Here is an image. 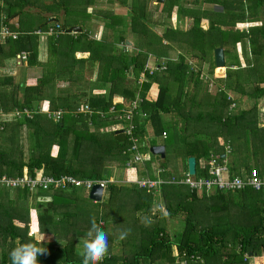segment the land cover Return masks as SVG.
<instances>
[{
    "label": "trees",
    "instance_id": "16d2710c",
    "mask_svg": "<svg viewBox=\"0 0 264 264\" xmlns=\"http://www.w3.org/2000/svg\"><path fill=\"white\" fill-rule=\"evenodd\" d=\"M150 3L0 0V27L15 29L18 23L19 30H30V26V31L45 30L51 19H45V14H54L63 28L62 34L48 37L43 63L37 59L36 36L22 35L0 44V65L26 51L28 66L41 69V76L31 82L0 77L1 112L20 113L0 122V178L34 177L41 172L52 178L102 181L115 174L114 181L105 185L104 208L75 187L34 195L27 189L13 194L0 187L1 264H11V249L30 240L47 249L39 257L40 264H81L79 236L87 233L93 218L109 234L101 264H248L249 253L264 257L262 192L248 186L206 195L190 192L187 186L163 184V213L155 206L154 190L130 183L153 178L150 165L159 156L152 155L149 147L164 146L166 153V141L171 138L177 143L173 153L181 160L183 173L192 157L196 177L210 178L205 164L217 157L225 162L230 178H244L255 169L264 179V0H164L156 5L167 22L161 34L148 25ZM94 6L99 8L87 13ZM114 6L126 12L116 15ZM174 11L179 24L190 21L188 29L172 27ZM91 20L102 22L109 36L91 37L87 27ZM237 24L251 26L238 30ZM74 26L81 32L67 34ZM128 36H132L133 51L125 52L123 47L118 52V42L124 45ZM238 45L242 53L237 52ZM216 48L223 50L222 76L214 74ZM77 52L89 56L76 59ZM150 55L164 60L153 73L145 69ZM189 59L198 62L191 65ZM203 63L208 64L209 75L204 80L200 77ZM94 72L90 80L88 74ZM143 72L146 81L139 86ZM152 88L156 89L154 98L148 96ZM115 95L124 102L110 113ZM136 97L141 103L133 117L132 138L151 159L143 166L126 168L132 155L131 138L125 132L105 131L111 124L100 118L118 115L123 124V110ZM242 101L246 108L239 107ZM82 105L88 106L90 114L76 113ZM58 111L62 113L59 118L53 116ZM159 169L164 171L163 179L169 172L165 157ZM36 196L47 200L36 203ZM168 215L180 218L182 228L168 230ZM113 216L117 222H112ZM29 232L42 235V241L29 237ZM121 233L126 234L124 239Z\"/></svg>",
    "mask_w": 264,
    "mask_h": 264
},
{
    "label": "built area",
    "instance_id": "2783aa9c",
    "mask_svg": "<svg viewBox=\"0 0 264 264\" xmlns=\"http://www.w3.org/2000/svg\"><path fill=\"white\" fill-rule=\"evenodd\" d=\"M51 24L46 27L45 30H37L35 34L37 35H46L47 37L52 35H60L63 33V28L61 24L51 19ZM16 28H10L8 25H2L0 27V43H4L7 40H17L20 36L25 35L26 32L19 30L18 24L15 25ZM28 53L22 51L15 56V64L20 66L24 65L27 62ZM145 67L146 70L152 72L156 71L157 67ZM146 81L145 73H141L138 80L137 85L142 86ZM141 103V99L136 97L133 101L129 102L123 110V120L125 122L120 125V129L125 132V134L131 138L133 144L130 147V151L132 152L131 158L126 162V168H131L134 165L141 164L144 161V155H142L138 149L136 141L132 138V132L134 130L133 126V117L137 114V109L139 104ZM115 104L109 108V112L113 113L115 111ZM235 104H232L230 108H234ZM77 114H90V109L88 106L83 105L80 106L76 110ZM13 116H19L20 113L15 112L12 113ZM62 113L60 111L53 114V116L59 118ZM12 116V117H13ZM103 118V116L101 115ZM166 134L163 133L162 137L165 138ZM206 167L208 169V174L210 178H202L196 177L195 175H189L187 172L182 175L171 177L170 179H160V180H152L149 178L137 179L133 183L137 185L140 189H148V190H158V187L163 184H175V185H183L187 186L190 192H195L198 194L205 193L206 195H210L213 190L219 191H238L244 189L245 187L250 186L255 190H264V180L261 179L255 169L251 170L250 175H246L244 178L233 177L230 178L229 170L226 167L225 162L220 163L218 158H211L206 162ZM102 184L105 188V184L103 182H97L92 180H78L71 176H63L59 178H52L49 176L43 175L41 172H37L34 177H30L24 175L22 177L16 178H0V185L7 189H27L30 193L37 194L39 191H49L50 189H64L68 187H75L78 189H82L85 192L89 193L92 189L93 185Z\"/></svg>",
    "mask_w": 264,
    "mask_h": 264
},
{
    "label": "crops",
    "instance_id": "0c3cea01",
    "mask_svg": "<svg viewBox=\"0 0 264 264\" xmlns=\"http://www.w3.org/2000/svg\"><path fill=\"white\" fill-rule=\"evenodd\" d=\"M164 0H162V1H157V0H151V2L152 3H150L151 4V7L152 8H150V10H149V13H148V19H149V21H151L150 23L152 24V30L154 31V32H156V33H158L157 31H156V29H158V28H161V29H164V15L162 14V13H160V11H158L159 9L157 8V4H162V2H163ZM154 3V4H153ZM150 7V6H149ZM95 8H99L98 6H94V7H88L87 8V13H91L92 11H93V9H95ZM113 9V10H112ZM111 10H112V12L113 13H115L116 15H119V14H121V13H125L126 11H120L117 7H113ZM152 10L154 11V13L155 14H160L159 16H156V15H154L153 14V12H152ZM32 11H34V12H37L36 10H32ZM45 19H47L48 20V18H56L55 16L56 15H54V14H45ZM51 19L50 20H48V24L46 25V26H48V25H50L52 22H51ZM54 21H56V22H58L59 24H61V26H62V20L58 17V19L57 20H55L54 19ZM171 22H172V24H176V22H177V20H176V14H175V11L173 12V14H172V17H171ZM18 24V23H17ZM88 26L87 27H89L90 28V35H91V37H93L95 40H98V39H100V37L101 36H109L108 34H107V29H106V27H104V24L102 23V22H99L98 20L96 21V20H91V22L90 23H88L87 24ZM74 27H77V26H74ZM80 28V27H79ZM150 28V29H151ZM30 30L32 29L31 28V26H30V28H29ZM70 29V28H69ZM30 30H25L24 31V29L23 30H21V31H24V32H26V34L25 35H33V36H36L38 39H37V48H36V50H37V59H38V61L39 62H45L46 61V59H47V54H48V52H47V50H48V42H47V40H48V37L46 36V35H37V34H35V32L37 31V30H42V29H36V30H32V31H30ZM68 30V29H67ZM75 34V33H74ZM159 34V33H158ZM24 35V36H25ZM128 40H127V42H125V44L123 45V43H119L118 42V52L120 51V49H122L123 47H126L127 46V48L125 49L124 48V51L125 52H132V50L134 49L133 48V45H132V41L130 40V38H127ZM0 44H4V43H0ZM129 47L130 48H132V50H129ZM26 52V51H25ZM75 58L76 59H87L88 58V56H89V53H86V52H77V53H75ZM1 58H3V55L1 56L0 55V59ZM3 62V64L2 65H0V77H8V76H11V77H13V79L15 80V82L16 83H24V82H31V81H33V80H35V79H38L40 76H41V69L39 68V67H37V66H33V67H30V66H28V64L27 63H25L24 65H20V66H18V65H16L15 64V59L13 60V61H11V62H8L7 63V60H4V61H2ZM159 63H163L164 64V60H157V59H155V66L157 65V64H159ZM95 78V72H94V74H92V75H90V80H93ZM104 91L102 90V91H100V93H103ZM124 101H123V98L121 97V96H118V95H115V96H113V99H112V106L115 104V105H117V104H122ZM127 104V103H126ZM43 106H44V109L46 108V110H47V107H48V103L47 102H44L43 103ZM83 106V105H82ZM111 106V107H112ZM13 116V114L12 113H10V114H5V113H3V112H1V110H0V122H7V121H10V119H11V117ZM111 118H100V120H105V122H106V120H107V122L108 123H110L111 125H109V126H107L106 128H104L105 129V131H113V130H117V131H120V130H122V129H119L120 128V125L122 124V121H121V119H120V117L118 116V115H115V116H110ZM104 122V121H103ZM147 131H148V128H147ZM149 134H148V136H150V133H151V129L149 130V132H148ZM158 146V145H157ZM151 147H149V149H150ZM141 153V152H140ZM146 160H144L143 162H145ZM179 162H180V160H179ZM181 163V162H180ZM140 165H142V163L140 164ZM180 170V169H179ZM160 174L162 173V170L161 169H159V167H158V170H157ZM113 175L115 176V174L113 173ZM111 176V178H109V179H107V180H102V181H97V182H103L105 185L107 184V183H110V182H113L114 181V176ZM2 177H7V178H13V177H9V176H6V175H3ZM162 178V177H161ZM263 179V178H262ZM152 180H155V179H152ZM264 180V179H263ZM92 181H94V180H92ZM131 184H134L133 182H130ZM0 187L1 188H4V189H6V190H8L9 192H11V193H13V194H15V191H18L19 189H7V188H5V187H3V186H1L0 185ZM155 191V190H154ZM217 191H219V190H213V192L211 193V194H213V193H215V192H217ZM238 191H240V190H238ZM255 191H260V192H262L263 193V195H264V190H255ZM155 192H158V190L157 191H155ZM157 194V193H156ZM34 195V194H33ZM104 195H105V188H104V190H103V197H104ZM37 197V196H36ZM103 197H102V199H103ZM38 199H40L39 200V202H44V201H46L47 199L46 198H42V197H39ZM98 203H100V202H98ZM158 205H160L161 206V204H158ZM161 210H162V208H160ZM173 219V218H172ZM173 220H178V219H173ZM177 223V222H176ZM177 224H180V220H179V223H177ZM179 229V228H178ZM178 231V230H177ZM28 236L29 237H34V238H37L38 239V242L40 243L41 241H42V239H43V237H42V235H37V234H35V233H33V232H29V234H28ZM15 244H17V241L15 242ZM248 256V255H247ZM248 258H251L252 260H249V262H248V264H264V257H249L248 256ZM0 264H1V261H0Z\"/></svg>",
    "mask_w": 264,
    "mask_h": 264
},
{
    "label": "rangeland",
    "instance_id": "374dc122",
    "mask_svg": "<svg viewBox=\"0 0 264 264\" xmlns=\"http://www.w3.org/2000/svg\"><path fill=\"white\" fill-rule=\"evenodd\" d=\"M145 0H140V2H144ZM148 1H150V0H148ZM152 3V2H151ZM154 4V3H153ZM203 7H205V8H211V7H207V6H205V5H203ZM150 8H152L151 7V4H150V7H149V10H150ZM216 10H219L218 8H215ZM137 10H138V7H137ZM152 12H153V14L154 15H156V16H159L160 14H155L154 13V11L152 10ZM165 18V17H164ZM165 24L167 25V22L165 21V19H164V27H165ZM201 24H202V26H203V28H206L207 26H208V24H207V21H205V20H203L202 22H201ZM148 25H149V27L151 28L152 27V24L150 23V22H148ZM177 26H179V27H181V29L182 30H186V29H188L189 28V26H190V21H186V22H182L181 24H179L178 22H176V24L174 25H172V27H177ZM251 25L250 24H237L236 25V29H238V30H245V29H247L248 27H250ZM165 29V28H164ZM156 31L159 33V34H161L162 33V31H163V29H161V28H158V29H156ZM128 38H130V40H132V36H128ZM164 44H165V42H164ZM125 49L127 48V46L126 47H124ZM129 50H132V48H130L129 47ZM133 51V50H132ZM237 52L238 53H242L243 51H242V47L240 46V45H238V47H237ZM190 60V63H191V65H194V64H196L198 61L197 60H195V59H189ZM43 63V62H42ZM146 66L147 67H151V66H155V57L153 56V55H150L149 57H148V60H147V63H146ZM224 71H225V68L224 69H222V70H220L219 68L217 69V68H215V70H214V74L216 75V76H222V75H224ZM154 71H152V73H153ZM88 76H90V74H88ZM200 77L204 80V78H209V75H208V64L207 63H203L202 64V67H201V75H200ZM90 78V77H89ZM129 78L131 79L130 80V83H133L134 81H135V78H134V75L133 74H130L129 75ZM149 97H151V98H154L155 96H156V89L155 88H152L151 90H150V92H149V95H148ZM239 107L241 108V107H245L246 108V102L245 101H242V102H240L239 103ZM258 108H259V115H260V118L263 116V108H262V103H259V105H258ZM106 122H107V120H106ZM149 130H150V128L148 127V131H147V134H149L148 132H149ZM166 153H165V162H166V164L168 165V167H169V172L168 173H166V175L164 176V178L163 179H170L171 177H176V176H179V175H182L183 174V171H182V163H180L181 162V160H180V162H179V159H177L176 158V156H175V154L173 153L174 152V149L176 148V146H177V143H174V140H172V138L171 139H169L168 141H166ZM141 154L142 155H144V160H150L151 159V156L147 153V152H145V153H142L141 152ZM159 158V159H158ZM161 160H162V162L164 163V159H161L160 157H153L152 158V162H151V165H150V168H151V175H152V177L153 178H151V179H155V180H160V176H161V174L157 171L158 170V167H159V165H160V163H161ZM145 161V162H146ZM143 164H144V162H142V165H139V166H143ZM146 164V163H145ZM142 168V167H141ZM180 169V170H179ZM162 173H164V171L162 172ZM163 175V174H162ZM145 177H141V178H139V179H144ZM126 187H127V185H125ZM160 188H162L161 186H159L158 187V192H156L157 193V195H156V197H157V199L155 200V206H157L158 207V209L159 208H162V212L164 213V210H165V208L163 207V205H162V203H164V200L163 199H161V195H160ZM144 190H148V189H144ZM151 191V190H150ZM145 192V191H144ZM154 192V191H153ZM38 194V193H37ZM39 197H36V198H34V201L36 202V203H38L39 202V200L40 199H38ZM103 198H105V195H104V197ZM103 200L104 199H102V201L100 202V208H104L105 206H106V204H104L105 203V201L103 202ZM116 200V199H115ZM158 204H161V206L160 205H158ZM129 210H130V208H128V212H129ZM107 210H105L104 211V216L103 217H105L106 218V215H105V212H106ZM166 211V210H165ZM130 212H131V214H133V212H132V210H130ZM100 213H103V210H101L100 211ZM165 214L167 215V213L165 212ZM134 215H137V213H135ZM139 216L140 217H142V214H139ZM168 218H169V215L167 216ZM176 219H178V220H173L172 218H169V219H167L168 221H167V224H166V227H167V229L169 230V228L170 229H172V227L174 228V229H178L177 227H179L180 229L182 228V224H177V223H179V219L180 218H176ZM193 219H196V218H194L193 217ZM133 220V219H132ZM118 221V218L116 217V216H113L112 217V222H117ZM177 222V223H176ZM182 222V221H181ZM107 224V223H106ZM117 225H119V229H120V226H121V230H123V226H122V224L121 223H116ZM121 224V225H120ZM179 225V226H178ZM106 227H108L107 225H105ZM105 228V227H104ZM106 229V228H105ZM104 229V230H105ZM86 237V234H84V233H81L80 234V236H79V241H78V246H77V250H82V246H83V239ZM81 240V241H80ZM81 242V243H80ZM248 257V256H247ZM249 260H252L251 258H249Z\"/></svg>",
    "mask_w": 264,
    "mask_h": 264
},
{
    "label": "clouds",
    "instance_id": "9594fccd",
    "mask_svg": "<svg viewBox=\"0 0 264 264\" xmlns=\"http://www.w3.org/2000/svg\"><path fill=\"white\" fill-rule=\"evenodd\" d=\"M90 228L83 239L82 250L79 255L81 264H101L108 252V233L103 229L102 222L97 223L93 218ZM121 233L120 239L125 238ZM47 249L31 240L11 249L9 253L11 264H40L39 257L46 254Z\"/></svg>",
    "mask_w": 264,
    "mask_h": 264
},
{
    "label": "water",
    "instance_id": "95a60500",
    "mask_svg": "<svg viewBox=\"0 0 264 264\" xmlns=\"http://www.w3.org/2000/svg\"><path fill=\"white\" fill-rule=\"evenodd\" d=\"M157 1H162V0H157ZM80 32H81V28H79V27H72V28L66 30L67 34L80 33ZM213 56H214L215 68L224 69L225 68V61H224L223 50L221 48L214 49ZM118 132H123V131L120 130ZM149 152L154 156H159L161 159H164V157H165L164 146H161V145L151 147L149 149ZM195 165H196L195 159L192 157L188 158V160H187V173L189 175H195V172H196ZM103 190H104V186L102 184L93 185L92 189L88 193L89 200L96 202V203L101 202L102 197H103ZM248 256L251 257L252 254L249 253Z\"/></svg>",
    "mask_w": 264,
    "mask_h": 264
},
{
    "label": "bare ground",
    "instance_id": "6f19581e",
    "mask_svg": "<svg viewBox=\"0 0 264 264\" xmlns=\"http://www.w3.org/2000/svg\"><path fill=\"white\" fill-rule=\"evenodd\" d=\"M220 70H222V68H219Z\"/></svg>",
    "mask_w": 264,
    "mask_h": 264
}]
</instances>
